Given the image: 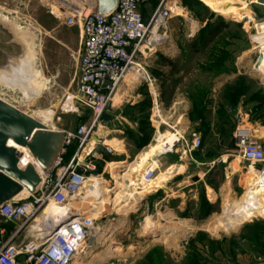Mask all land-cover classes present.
I'll list each match as a JSON object with an SVG mask.
<instances>
[{"label":"rangeland","instance_id":"1","mask_svg":"<svg viewBox=\"0 0 264 264\" xmlns=\"http://www.w3.org/2000/svg\"><path fill=\"white\" fill-rule=\"evenodd\" d=\"M177 1L186 14L173 16L166 28L160 30L159 34L165 36L166 40L152 59L150 72L160 79L166 113L170 112L173 103L179 99L193 101L197 116H191V124H183L184 121L179 120L177 123L170 121V124L182 132L188 144L191 142L193 131L201 134L202 147L194 152L193 157L209 162L226 160L218 166L216 184L220 185L225 174H229L230 185L234 188L235 195L240 196L244 189L249 190L257 181L264 180L263 175H257L253 179L252 174L257 173V169L241 163L234 147V133L238 127L239 116H249L245 122L252 130V124L260 120L264 125V78L255 71V65L261 56V50L256 44L264 40V0H230L232 5L225 6H221L225 0ZM238 3L247 5L242 7L246 10L245 14L230 15L232 8H240L234 5ZM50 7L45 0H0V20L12 28L22 45L18 58L13 60L14 63L8 70H12L13 66L15 69L20 67L19 58H28L29 62L31 58L30 70L37 74L31 84L33 79L28 72L30 77L24 78V85L12 86L11 81L0 78V99L41 122L50 131L62 133L75 130L78 125L90 120L92 114L76 101L74 105L72 103L79 74V28L66 27L61 19L52 15L51 9L54 14H58ZM3 18H6V21H3ZM221 24L224 26L221 33L214 36L215 29ZM254 30L256 34L252 35ZM179 52L181 56L177 57ZM29 82L31 87L28 86ZM178 82L181 84L177 87ZM145 85L142 79L130 77L117 94L114 103H118L121 97L123 102L132 100L140 90L145 97L143 104H147L145 108H141L142 115L147 118L151 114L148 110L151 94ZM162 132L170 134L165 126ZM148 145L157 143L152 139L146 146ZM126 148L133 154L138 150L131 143H126ZM185 151L186 146L182 144L173 153L158 159H163L157 172L158 181L163 179V174L170 169L169 164L177 166L180 157L190 159V156H185ZM155 156L154 152L151 159ZM132 157L128 159L129 164L134 162ZM143 169L139 164L133 168L138 173L134 182L140 181V172ZM115 170L109 168L104 174V180L110 181L111 177L117 179L115 174H121L126 169ZM193 170L182 169L178 175L188 176ZM102 173L103 169L99 168L98 174ZM167 181L172 184L175 179L170 178ZM117 183V187H120L117 191L122 192L123 183ZM156 184L157 181L151 186L135 191L153 195L148 201L149 211L144 210L143 206L139 209L130 208L129 203L135 204L140 196L135 192L129 194L134 195L132 201L119 203L113 213L109 210L114 223H117L116 229L119 230L109 231L107 220L98 223L97 229L102 234L112 232L114 240L104 245L98 242L92 248L90 244L86 245L85 254L73 264H227L226 260L220 259L224 249L219 245H212L206 257L204 248L187 246L189 236L180 231V222L167 221L163 228L155 233L143 232L142 226L147 218L155 219L159 211L165 210L164 207L160 209L155 206L162 196L160 193L154 195V192L159 190H156ZM107 195L111 200L108 193ZM129 195L126 198H129ZM101 196L106 197L105 194ZM222 205L220 197L212 208L218 212L213 217L214 226L216 219L223 214ZM46 211L38 220H44ZM67 213L64 211L63 214ZM257 217L260 216L255 218ZM38 220L31 225L32 229L37 226ZM52 220L53 218L50 219ZM221 225L222 227L218 226L219 231L222 230L221 236H235L240 231L239 229L227 233L224 232L225 221H222ZM15 227L16 224L0 221V228L10 230ZM227 254L233 259L228 262L237 263L240 243L236 242Z\"/></svg>","mask_w":264,"mask_h":264},{"label":"built area","instance_id":"2","mask_svg":"<svg viewBox=\"0 0 264 264\" xmlns=\"http://www.w3.org/2000/svg\"><path fill=\"white\" fill-rule=\"evenodd\" d=\"M52 2L63 10L56 15L49 6L56 19H61L66 27L79 28V74L72 103L74 105L76 101L81 104L91 112L92 117L75 130L62 132V147L48 174L44 175L35 164L41 181L33 193L0 206V221L20 224L14 234L1 243L0 264H73L83 255L84 246L92 245L94 231L99 228L100 221L107 220L109 231L119 230L109 210L113 213V208L125 199L107 203L99 213L95 211L94 205L82 207L88 197L93 195L98 198L101 194L107 197L108 193L111 200L115 199L119 193L117 188H120L117 187V181L123 183L122 191L126 194L140 191L157 180L159 158L173 153L182 144L189 155L202 147L199 132L191 133V142L188 144L182 132L170 124L177 113V105L166 113L158 82L141 61L163 45L166 38L159 34L160 30L166 28L173 16L181 15L177 11L180 5L177 7L174 4H179L177 0H160L148 20L143 8L150 5L152 0H118L116 9L107 15L96 14L98 4L95 0ZM130 77L142 79L151 91V121L156 128L153 141L158 145L162 137L167 135L162 132L164 126L175 139L172 144L164 143L163 152L155 157L157 167L155 162L145 168L141 181L131 182L130 177L122 181L111 177L110 181H105L104 175L98 174L96 162L97 149L101 145L103 117L111 108L121 85ZM74 146L77 149L68 160V153ZM234 147L242 163L253 166L264 175V148L243 116L238 118ZM106 153L112 156L115 150L106 146ZM123 169L126 170L121 172L122 175L129 168ZM53 203L64 208L70 207L69 212L57 221L52 220L53 226L33 231L31 225ZM75 214L80 216L64 223ZM1 234L5 235V230Z\"/></svg>","mask_w":264,"mask_h":264},{"label":"crops","instance_id":"3","mask_svg":"<svg viewBox=\"0 0 264 264\" xmlns=\"http://www.w3.org/2000/svg\"><path fill=\"white\" fill-rule=\"evenodd\" d=\"M153 9L154 7L152 4L147 5L143 8V13L146 20L150 18ZM163 45H161L155 51L147 54L144 58L141 59L143 66L147 69L148 72H150L149 66L152 64V59L154 58L156 53L162 48ZM178 56L179 57L181 56L180 52L177 53V57ZM150 74L157 80L161 92L160 79H157V77H155L151 72ZM145 84H146L145 86H147V88L149 89L148 84L147 83ZM177 84L178 87L180 86L181 82H178ZM123 85L124 83L121 85L118 93L121 91ZM149 92L151 94L150 89ZM115 98L113 100L111 108L108 110L106 115L110 117V120L104 121L102 126V132L100 133L101 145L97 149L96 162L98 163V165H102L103 173L99 175H104L109 168H112L114 170L120 168H128L129 165L134 164L137 160H140L137 164H139V166H142V168H144L140 172V177H141L145 168H147L156 160L154 157L151 159V155L154 154L152 146L150 145L144 146V148L140 150L138 149L136 153L133 154L132 152H129L127 150L126 143L133 144L135 149L138 148L137 142L134 141L131 137L137 134L141 135L140 124L144 118L142 115L141 108L144 104H146V103L143 104L145 97L143 96V92L139 90L135 94L134 98L132 97V100H126L125 102H123L122 101L123 98L121 97L119 98L118 103H114ZM162 100L164 103L163 95H162ZM192 102L193 101L190 99H179L175 101L173 104L177 105V109L175 110L177 111V113L174 114L172 121H175V123H177V120H179L180 122L184 121L183 124L188 123L190 125L191 115L194 113ZM152 103L153 100L151 96L150 103L148 106V110H150L151 112L150 116H148V122L153 130L151 140L155 136V131H156V128L151 121L152 107H153ZM248 117H249L248 115L243 114V118L245 120ZM252 126H253V130L256 132V134L259 137V141L261 145L264 148V125L260 120L259 122L252 124ZM182 131L184 132L185 129H183ZM106 146L112 147L115 150V154L112 156L107 155ZM131 155H133V157ZM187 155L190 156V159L188 160V157L187 158L180 157V159L177 161V166H175L170 162L171 163L169 164L170 169L166 171V173L167 172L168 173L163 174L164 177L163 179L159 181L157 180L156 190L157 189L159 190L154 192V195L155 194L158 195L160 193V195L162 196L161 198H159L157 204L155 205L156 208L162 209V207H164L165 210H161L163 211L162 213L171 215L174 218L178 219L180 221L179 223L180 231L187 233L189 236V240L187 241L186 245L195 248H204L206 253L205 257L207 256V253H209V248H211L212 245H219L224 250L226 249L225 250L226 252L224 250L221 252L220 259H224L226 260L227 264H231L228 261L233 259H230L227 252L229 253V249L232 248L234 244L237 242L240 243V255L237 256L236 258L237 263L234 264H264V216L263 215H255L248 222L241 225L239 228L240 231L235 236L232 235L221 236L220 232H222V230L219 231L218 229L219 227H222L221 223L215 222V226H214V221H213V217L217 215L218 212L214 210L206 211L202 205V201H206L208 205L211 208H213L214 203L217 202V200H219V198L221 197L223 202L222 206H224V200L226 196L231 195V197H233L234 199H239L250 189L249 190L244 189L242 195L236 196L233 190L234 188L232 189L230 185L231 178L229 177V174H225V176L223 177V181L221 182L220 185L216 184V180L218 179L216 177V173L220 167L219 165H221V163H225L226 160L221 159V162H219V160L218 161L214 160L211 162H209L208 160L200 161V160H196L193 157L194 153L189 155V153L185 151V156ZM131 157L132 159H134V162L129 164L128 159H130ZM108 159H113L114 161L109 162ZM159 163L160 164L163 163V159H160ZM190 168H193L194 170L191 171L188 176L178 175V173H180L182 169L190 170ZM230 168L232 171V167ZM227 173L229 172L227 171ZM255 174L256 172L252 174L253 179ZM115 177H117V179H122L123 175L122 173L119 174L117 172L115 174ZM170 178L175 179V181L172 182V184L170 183V181H167ZM231 184L233 183L231 182ZM164 190L165 191L167 190L168 192H165ZM135 193L138 196L142 195L143 196L142 198L146 197V200L143 204V208H145L144 210L149 211L148 201L152 199L151 196L153 195H151L150 193L147 194L148 195L147 196L145 192H135ZM126 202L127 201H123V203ZM169 207H171L172 209L169 210L168 209ZM126 211L127 210H125V212ZM125 215L127 216L128 214ZM256 216H260V217L255 218ZM16 225L17 227H15L12 231H9L8 229L5 228H0V245L9 237H11V235L14 234L15 230L20 226V224H16ZM3 230H5V235L1 234V231ZM202 237H204V239H202ZM95 244L96 243L92 242V245H90L91 248ZM210 257H212V255H210Z\"/></svg>","mask_w":264,"mask_h":264},{"label":"water","instance_id":"4","mask_svg":"<svg viewBox=\"0 0 264 264\" xmlns=\"http://www.w3.org/2000/svg\"><path fill=\"white\" fill-rule=\"evenodd\" d=\"M95 1L98 4L97 15L110 14L118 3V0ZM255 34L256 31H252V35ZM21 46L12 28L0 21V69H8L14 63ZM261 62L262 56L259 57L255 71L264 78L259 69ZM103 120L109 121L110 117L104 116ZM10 143L27 149L45 175L49 173L61 150L63 134L50 131L39 121L0 99V206L17 198L25 190L33 193L41 181L36 166L27 164L24 153L10 146ZM145 200L146 197L140 201L138 209ZM78 216L75 214L64 223Z\"/></svg>","mask_w":264,"mask_h":264},{"label":"bare ground","instance_id":"5","mask_svg":"<svg viewBox=\"0 0 264 264\" xmlns=\"http://www.w3.org/2000/svg\"><path fill=\"white\" fill-rule=\"evenodd\" d=\"M45 2L49 6H51L56 11V13L58 15L63 12V10L61 8L57 7L52 2V0H45ZM253 2H255V0H253ZM174 4L177 7L179 5L176 2H174ZM225 5H232V3L230 0H225L222 2L221 6H225ZM234 5H236V7H240V8H238V9L232 8V10H230V12H229L230 15H234V16L240 15L241 16V15L245 14L246 10H245V8H242V7H246L247 6L246 4L238 3V4H234ZM177 11L179 14H182V15L186 14V11L184 9H182L180 6L178 7ZM3 21H6V18H3ZM157 38H158V35L156 34L155 39H157ZM256 45H258V48L261 50L262 62H261L259 69H260V73L264 76V40H262L261 42H258ZM19 63H20L19 64L20 67L17 69H15L14 66L12 67V70L0 69V78L6 79L7 81H11L10 84L12 86H14V84L15 85H21L24 83V78L26 76H28V72H30L31 77L33 79L32 80L33 82H31V84L34 83V78L37 77V74L32 73L30 70V68L32 67V59L30 58V62H29L28 58H27V60L19 58ZM255 67H256V65H255ZM4 72L6 73L5 75L2 74ZM28 77H30V75ZM28 86H30V82H29ZM26 93H28L30 95V92L28 90H26ZM162 139L163 140L159 143V145H153L152 146L153 153L155 152L156 156H158L160 153L163 152L164 143L166 142V143L172 144L175 137L173 135L169 134V135H165L164 137H162ZM9 145L19 149L20 151H22L24 153V158L26 159L27 164H34V165L36 164L35 160L30 155V153L27 149L19 148V147L15 146L13 143H10ZM138 161L139 160H137L134 164L129 165L128 172H126L122 177L123 180H126L129 177H130L129 179L131 182L132 181L134 182L137 180L136 174H138V173L136 172L137 170H133V168L135 167V165H137ZM155 162H153V163H155L156 164L155 167H157V165H158L157 160H155ZM142 175L140 177V181L142 180ZM257 175H261V174L259 172H257L255 174V176H257ZM153 184H151V185H153ZM151 185H149V186H151ZM29 194L30 193L27 190H25L18 197L19 198H26L29 196ZM128 195L129 194H126L125 192L122 191V192L117 193L115 199L110 200V201H109V198H107V197L99 196L100 198L98 197L99 198L98 199L97 196L91 195L90 197L87 198L88 200L85 201V203L82 205V207L87 206V204L88 205H94V206H96V210L99 211V210H102L103 207L105 208L107 203H116V202H119L120 200H122V198L126 199L127 201L128 200L132 201L134 199L133 198L134 195H129V198L127 199L126 196H128ZM143 199L144 198H139L137 200V202H135V204L129 203V207L132 209L138 208L140 201H142ZM69 208L70 207H65V208L60 207L58 205H55L54 203L51 204L46 209L47 211H46L45 215L43 216L44 220H42V219L38 220L39 222H38L37 226L33 228V231H37L40 228L45 227V226H53L54 224H51L50 219L53 218L54 221L59 220V218L63 217L64 211H66V213L69 212ZM114 209L115 208H113V210ZM162 212L163 211H159L157 218H155V219L154 218H147V220L145 221V223L142 226V230L144 233H155V232H157L158 229L163 228L164 223L167 221L180 222L178 219L174 218L173 216L168 215V214H164ZM255 215H263L264 216V180L257 181L255 183V186L252 187L244 195H242V197L239 199H234L233 197H231V195L226 196L225 200H224L223 214L217 218L216 222L221 223L222 221H225L226 230L224 232L232 233L233 231L238 230L241 225L248 222ZM113 240H114V235L112 232H109L108 234H102V232H100L99 229H96L94 231V237L92 240L94 243L100 242L104 245L106 243L112 242ZM84 252H85V246H84ZM75 264H78V263H75Z\"/></svg>","mask_w":264,"mask_h":264},{"label":"trees","instance_id":"6","mask_svg":"<svg viewBox=\"0 0 264 264\" xmlns=\"http://www.w3.org/2000/svg\"><path fill=\"white\" fill-rule=\"evenodd\" d=\"M159 1L160 0H152V2H151V4L153 5V7H154V9L158 6V4H159ZM223 24H221V25H218V28L217 29H215L216 31H215V34H214V36H217L218 34H220L221 33V31H222V29H223ZM195 96V95H194ZM196 98H198L197 96H196ZM194 100H196L195 99V97H194ZM146 105L147 104H144L143 106H142V108L143 107H146ZM194 117H196L197 116V114L195 113V111H194V113L192 114ZM191 115V116H192ZM152 132H153V130H152V128L150 127V124H149V122H148V117L147 118H143V121L141 122V124H140V134L141 135H139V134H137V135H133V137H131L134 141H136L137 142V146H138V149L140 150V149H142L144 146H146L147 144H149L150 143V141H151V138H152ZM76 149H77V147L76 146H74V147H72V149L70 150V152L68 153V160L73 156V154L75 153V151H76ZM196 153V152H195ZM108 161L109 162H111V161H114L113 159H108ZM99 168L101 169L102 168V165H98V170H99ZM202 205H203V208L206 210V211H212L213 209L208 205V203L206 202V201H202ZM8 229V228H7ZM14 229V228H13ZM13 229H8L9 231H12Z\"/></svg>","mask_w":264,"mask_h":264}]
</instances>
